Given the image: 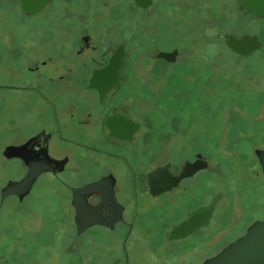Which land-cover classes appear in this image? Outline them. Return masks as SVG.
<instances>
[{
  "label": "flooded vegetation",
  "instance_id": "1",
  "mask_svg": "<svg viewBox=\"0 0 264 264\" xmlns=\"http://www.w3.org/2000/svg\"><path fill=\"white\" fill-rule=\"evenodd\" d=\"M0 1L17 2L19 24L25 26L22 16L32 27L8 34V85L0 87L8 86V95L25 102L31 117L26 129L9 127L8 146H27L23 157L8 158L19 171L7 183L25 177L31 159L44 163L48 157L51 166L26 195H8L2 204L0 196V209L8 199L12 224L5 264H45L36 254L45 239L48 254L57 243L76 264L82 236L86 245L98 241L117 264H202L264 219L240 199L237 208V196L222 188L206 193V176L215 175L220 164L205 153L221 148V132L224 138L245 133L246 124L230 128L240 123L236 111L221 125L223 108L241 95L249 94L257 101L254 113L264 114V16L239 0H219L209 13L231 30L216 36L215 60L209 62L199 59L211 53L205 45L187 46L174 28L181 20L197 19L199 30L208 17L205 0H49L35 14L17 0ZM237 1L260 20L258 30L231 28ZM231 37H253L260 45L243 54L229 44ZM122 55L119 68L115 60ZM164 111L165 138L155 141L157 115ZM103 179L105 186L91 193L86 205L101 209L105 223L78 233L73 189ZM110 184L123 208L119 219L117 206L104 202ZM218 195L204 225L199 211ZM256 205L264 214V203ZM62 228L68 229L63 235Z\"/></svg>",
  "mask_w": 264,
  "mask_h": 264
},
{
  "label": "rangeland",
  "instance_id": "2",
  "mask_svg": "<svg viewBox=\"0 0 264 264\" xmlns=\"http://www.w3.org/2000/svg\"><path fill=\"white\" fill-rule=\"evenodd\" d=\"M125 1L118 0L116 2ZM112 2V1H110ZM219 0L215 1H207L205 0L204 8L205 13L208 17H204L203 26H199V30L197 29V24L199 25V21L197 19H188L181 20L180 24L174 25L175 29H178L180 32L181 39L187 46L192 44H202L205 45V49L211 52L213 51L212 46L215 45L216 36L219 33H224L226 31H230V26H226L223 24L219 25V21L215 19L213 14L209 12H213L215 7L218 6ZM117 3V4H118ZM117 6V5H116ZM129 12L131 13V8L129 7ZM208 13L210 15H208ZM21 11L19 10L18 3L15 1H0V84L8 85V64L10 62V57L8 55V34L13 33L15 28H26L31 29V23L25 22L24 17L21 16V21L25 26L19 24L18 18L20 20L19 15ZM22 15V14H21ZM235 28L231 26L232 29H235L237 33L244 32L245 30H258L260 28V20L257 18L251 17L247 12H245L239 1L236 3V12H235ZM20 21V22H21ZM218 23V24H216ZM233 25V24H232ZM208 53V52H207ZM134 53L132 52L131 55ZM201 60H208L212 62L215 60L214 54L209 53L205 54ZM250 78V76H246ZM237 80L242 77L237 76ZM245 78V76H244ZM240 81V80H238ZM242 84H246L243 80ZM238 85L239 88L244 89ZM249 95V94H248ZM248 95L239 97V99L231 102V107L228 105L223 108L221 113V125L225 126L229 124L228 116L231 112L236 111V114H239L241 119H239L240 123H236L233 131L238 130V128H242L243 124L248 126L246 128L245 133L239 134L237 132H232L227 134V137H223L221 132L220 140H221V148L213 149L206 148L205 153L207 156L211 157L215 164L219 163L218 170L215 175L207 174L206 176V193L208 189L213 188H222L224 189L228 195L235 197L236 206H240L239 199L242 205L247 203L246 206L250 207L249 211L254 212L253 216L257 217L262 214L260 208L255 211V204L262 206L264 203V175L262 174V170L260 164L258 162V158L256 155V150L264 149V114L263 116L261 112L254 113L253 108H257V101L253 102V98L248 97ZM253 103V104H251ZM258 104H261L258 102ZM196 105L192 104L194 107ZM253 105V107H252ZM230 107V108H229ZM251 109V110H250ZM167 112H163L159 116L156 122V134L153 140L155 141H164V122L165 115ZM164 115V116H163ZM258 115V116H257ZM31 117V109L27 108L26 103L19 100L18 98L12 97L8 95V86L0 87V191L2 187L8 182V178L10 176H14L18 171V166L14 163L9 162L8 158H6L3 154L5 146L8 145V130L11 126H19L20 128H24L27 124L25 123L27 118ZM236 120L233 117V122ZM23 123V124H22ZM26 129V128H24ZM227 129V128H226ZM224 130V129H223ZM22 131V130H20ZM227 131V130H226ZM163 147V145H162ZM219 171V172H218ZM214 185V186H213ZM210 187V188H209ZM1 196V195H0ZM256 205V206H257ZM42 209L43 206L41 207ZM247 210V209H246ZM45 211V210H44ZM46 219L49 224H54L53 215L47 213L46 211ZM237 217L240 215V209H237ZM48 214V216H47ZM11 222L8 220V199L5 202V205L0 209V264L7 263V255L8 252V227ZM47 224V223H46ZM12 225V224H11ZM68 231V229H61L63 235V231ZM100 231V230H99ZM66 236H68L66 234ZM43 248L38 249L36 254L39 253L38 256H42L45 264H49L52 259L61 260L63 258H67L64 261L61 260L59 264H73V261L68 259V254H64L61 250L58 251L57 243L48 249L49 254L47 253V239L44 240ZM77 257L76 264H89V259L87 255L93 257L92 264H112V254H108L105 250H103V246L96 240L93 242H89V245H86L84 236L77 238ZM222 246H214L211 247L213 251L221 248ZM45 248V249H44ZM210 249V250H211ZM85 250H89V254H86ZM211 250V251H212ZM104 252V255L102 253ZM52 254V255H51ZM37 256V257H38ZM112 261V262H111ZM38 261L34 263L26 262L25 264H36ZM113 264H117L114 262Z\"/></svg>",
  "mask_w": 264,
  "mask_h": 264
},
{
  "label": "water",
  "instance_id": "3",
  "mask_svg": "<svg viewBox=\"0 0 264 264\" xmlns=\"http://www.w3.org/2000/svg\"><path fill=\"white\" fill-rule=\"evenodd\" d=\"M24 11L28 13H38L40 12L49 0H17ZM244 9L250 11L255 15L264 16V0H239ZM229 44L234 47L240 53H247L248 51L257 49L260 45L256 41V38L249 37L246 39H238L231 37ZM251 49V50H250ZM115 64L120 68L121 64L124 62L123 55L115 60ZM27 145L6 146L4 149V156L6 158L12 157H23V149ZM256 155L259 159V163L264 174V149L256 150ZM43 161L31 159L28 162L29 171L25 177L18 181H10L1 189V204L4 199L11 194H17L20 197L26 195L33 184L35 183L37 177L46 170L51 169L50 163L47 159ZM107 179L99 180L97 182L85 185L80 188H74V196L76 198L77 206V224L78 233L84 231L88 226L97 223H105L102 216L101 209L93 208L91 209L88 205V198L91 193L95 191L101 192L105 186ZM110 190L108 193V201L104 199L105 203L111 202L117 206L119 211V218H122V206L117 202L112 184L109 186ZM218 195L212 201L208 207H204L199 211V213L204 214V225L210 222L212 212L214 210L215 204L218 201ZM183 226L179 229L181 230ZM202 264H264V219L257 220L252 223L246 232L226 245L220 252L216 255L206 259Z\"/></svg>",
  "mask_w": 264,
  "mask_h": 264
}]
</instances>
